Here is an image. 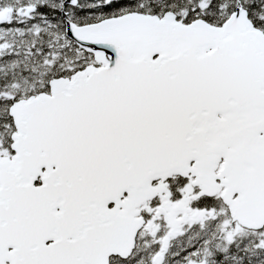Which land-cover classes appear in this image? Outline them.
Segmentation results:
<instances>
[{"label":"snow or ice","instance_id":"snow-or-ice-1","mask_svg":"<svg viewBox=\"0 0 264 264\" xmlns=\"http://www.w3.org/2000/svg\"><path fill=\"white\" fill-rule=\"evenodd\" d=\"M0 264H264V0H0Z\"/></svg>","mask_w":264,"mask_h":264}]
</instances>
